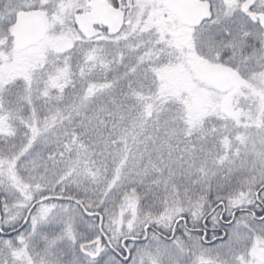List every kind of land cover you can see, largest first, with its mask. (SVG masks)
<instances>
[{"label":"snow or ice","instance_id":"obj_1","mask_svg":"<svg viewBox=\"0 0 264 264\" xmlns=\"http://www.w3.org/2000/svg\"><path fill=\"white\" fill-rule=\"evenodd\" d=\"M0 264H264V0H0Z\"/></svg>","mask_w":264,"mask_h":264}]
</instances>
